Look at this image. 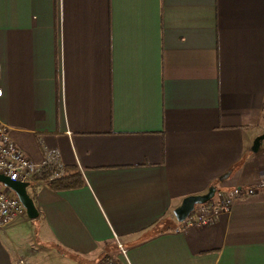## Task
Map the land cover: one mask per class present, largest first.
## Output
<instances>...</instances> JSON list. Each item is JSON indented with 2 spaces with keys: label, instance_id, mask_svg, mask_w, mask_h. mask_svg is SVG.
Listing matches in <instances>:
<instances>
[{
  "label": "crops",
  "instance_id": "crops-1",
  "mask_svg": "<svg viewBox=\"0 0 264 264\" xmlns=\"http://www.w3.org/2000/svg\"><path fill=\"white\" fill-rule=\"evenodd\" d=\"M0 89L17 148L82 182L29 187L38 217L0 230V264H264V193L207 227L172 213L264 180V0H0Z\"/></svg>",
  "mask_w": 264,
  "mask_h": 264
},
{
  "label": "built area",
  "instance_id": "built-area-1",
  "mask_svg": "<svg viewBox=\"0 0 264 264\" xmlns=\"http://www.w3.org/2000/svg\"><path fill=\"white\" fill-rule=\"evenodd\" d=\"M2 93L0 89V97H2ZM40 148L42 160L35 163L17 148L10 137L9 128L0 122V175L13 182L27 183L28 188L38 182L49 184L61 179L66 171L60 151L43 142H40ZM11 193L8 188L0 184V230L7 228L19 218H26L24 208L17 197ZM259 193H264V180L244 189L235 186L228 191L218 190L211 200L195 206L194 211L181 223L182 228L177 229V231L211 226L222 216L228 215L237 201L253 197ZM116 248L119 256L125 258L126 248L117 239ZM16 264L27 263L21 256H17ZM95 264H121V262L114 255L103 254Z\"/></svg>",
  "mask_w": 264,
  "mask_h": 264
},
{
  "label": "water",
  "instance_id": "water-1",
  "mask_svg": "<svg viewBox=\"0 0 264 264\" xmlns=\"http://www.w3.org/2000/svg\"><path fill=\"white\" fill-rule=\"evenodd\" d=\"M262 141H264V133L254 139L253 144L251 146V151L253 153L258 151ZM0 184L8 188L10 192H12L17 197L20 204L24 208L28 219L34 220L38 217V212L34 206V202L27 192V183L13 182L10 181L7 177L0 175ZM215 192L216 188L212 186L204 195L188 196L184 198L180 206L175 208L172 212L175 221L177 223L184 222L194 211L195 206L204 204L211 200L214 197Z\"/></svg>",
  "mask_w": 264,
  "mask_h": 264
},
{
  "label": "rangeland",
  "instance_id": "rangeland-1",
  "mask_svg": "<svg viewBox=\"0 0 264 264\" xmlns=\"http://www.w3.org/2000/svg\"><path fill=\"white\" fill-rule=\"evenodd\" d=\"M29 192V191H28ZM13 195V193H11ZM33 263V262H32ZM34 264H76L54 250H40L34 254ZM81 264V263H80Z\"/></svg>",
  "mask_w": 264,
  "mask_h": 264
},
{
  "label": "trees",
  "instance_id": "trees-1",
  "mask_svg": "<svg viewBox=\"0 0 264 264\" xmlns=\"http://www.w3.org/2000/svg\"><path fill=\"white\" fill-rule=\"evenodd\" d=\"M45 179V178H42ZM48 185L52 186L56 190L60 189H74L78 188L82 185V182L80 181L79 174L77 172H73L72 174H65L61 179L49 183ZM177 228L175 230L179 229L181 226V223H177ZM174 230V229H173Z\"/></svg>",
  "mask_w": 264,
  "mask_h": 264
}]
</instances>
